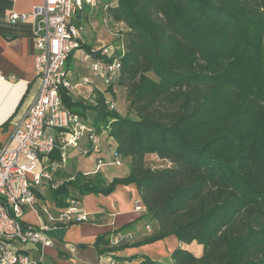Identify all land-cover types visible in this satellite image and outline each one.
I'll return each instance as SVG.
<instances>
[{
	"label": "trees",
	"instance_id": "trees-1",
	"mask_svg": "<svg viewBox=\"0 0 264 264\" xmlns=\"http://www.w3.org/2000/svg\"><path fill=\"white\" fill-rule=\"evenodd\" d=\"M98 7L121 28L117 85L126 90L127 111L109 110L99 92L92 104L60 95L71 113L94 114L93 128L113 140L129 173L111 182L100 175L49 182L55 207L75 201L69 186L80 196H108L134 185L141 217L157 228L117 246L110 237L131 224L100 235L99 256L115 259L174 236L201 252L179 247L173 264H264V0H101ZM82 48L90 53L91 46ZM148 157L166 165L153 168ZM140 264L158 263L143 257Z\"/></svg>",
	"mask_w": 264,
	"mask_h": 264
},
{
	"label": "built area",
	"instance_id": "built-area-1",
	"mask_svg": "<svg viewBox=\"0 0 264 264\" xmlns=\"http://www.w3.org/2000/svg\"><path fill=\"white\" fill-rule=\"evenodd\" d=\"M101 0H41L29 14H11L9 20L33 23L34 76L39 82L37 94L25 111L11 137L0 147V264H36L27 253L26 245L49 246L45 232L47 227H22L24 208H33L37 203L36 192L49 183L66 162L67 149H76L85 138L90 150L101 146L103 139H111L106 132H97L83 122L82 118L65 108L61 91L70 94L78 87H93L92 103L96 92L105 96L109 110H116L109 89L115 91L121 72L124 44L115 32L110 44L91 47L90 53L82 48L84 26L78 18L84 11L93 12ZM107 23V21H104ZM79 52V60L86 63L90 75L70 81L66 63L70 56ZM49 131L58 133V138ZM55 150L59 159L50 161ZM113 164L119 166L120 158L113 153ZM99 164H101L99 162ZM74 202L62 213V219L72 220ZM135 211L142 210L136 204ZM79 215L75 221H83ZM128 233H114L110 244L131 243ZM18 245L20 247H18ZM110 264H116L110 259Z\"/></svg>",
	"mask_w": 264,
	"mask_h": 264
},
{
	"label": "crops",
	"instance_id": "crops-1",
	"mask_svg": "<svg viewBox=\"0 0 264 264\" xmlns=\"http://www.w3.org/2000/svg\"><path fill=\"white\" fill-rule=\"evenodd\" d=\"M40 4L41 0H0V147L11 137L14 128L20 123L39 86L34 76L33 23L30 19L12 22L9 16L13 13L29 14ZM90 13L87 11L78 18L82 25H86ZM82 40L85 45L93 48L110 44L113 37L107 31L93 27L92 30L85 29ZM70 64L76 68L73 74H69L72 83L80 77L90 75L88 65L79 60V55L77 59L73 54L68 60L66 64L68 73L67 66ZM91 90L93 87L81 86L68 95L73 101L92 104ZM82 120L93 127L94 114L89 111ZM49 132L58 138L57 132ZM114 151L115 144L112 139H103L98 149L90 150L83 138L76 149H67L65 152L67 163L53 175L50 183L55 187L73 181L77 175H84L87 178L100 175L106 182H111L114 178H124L129 173L128 165L126 160L121 161L119 166L113 164ZM58 159L50 158V161L55 162ZM68 190L69 196L75 199V213L71 221L62 219V213H65L66 209L55 207L48 183H44L37 190L39 197L36 196L35 206L24 208L21 222L34 228L47 227L45 234L51 243L45 247L25 246L26 253L36 264H110V259L113 258L99 256L94 247L97 237L111 234L131 224L125 233L129 232L133 237L132 242H137L150 236L157 228L154 221L146 216L141 217L144 212L143 206L140 212L135 211V205L141 204V201L134 185L117 186L108 196L93 194L80 196L78 190L72 186H69ZM79 215L85 218L77 222L75 219ZM65 223L70 225L63 226ZM179 247L191 252L198 251L199 254L201 252L200 246L195 243L182 245L174 236H169L152 244L118 251L115 253V260L116 264H140L143 257H148L158 264H173L171 254ZM129 257H135V260L132 262L119 260Z\"/></svg>",
	"mask_w": 264,
	"mask_h": 264
},
{
	"label": "rangeland",
	"instance_id": "rangeland-1",
	"mask_svg": "<svg viewBox=\"0 0 264 264\" xmlns=\"http://www.w3.org/2000/svg\"><path fill=\"white\" fill-rule=\"evenodd\" d=\"M107 21V23H105L104 21ZM92 25V26H91ZM84 29L90 28L91 30L97 27L98 30L102 29L107 31V33L113 35L115 32H120V27L114 24H110V22L104 17V14L102 12L101 7H98L97 9H95L93 12L90 13V19L88 20V22L86 23V25H83ZM107 39V38H106ZM109 44V43H108ZM107 45V44H106ZM76 58L78 59V55L79 52H75L74 53ZM67 68L69 69V74H73L76 71V68L74 65H68ZM114 97H112L111 93H110V99L111 101L116 103V111L117 113L124 115L127 111V102H126V90H124L123 87H120L119 85H117L115 87V91H114ZM147 164L151 165L154 167H161V166H165L166 164L164 162H159L156 159L152 158V157H148L147 158ZM195 256L199 254V252L194 251L192 252Z\"/></svg>",
	"mask_w": 264,
	"mask_h": 264
}]
</instances>
